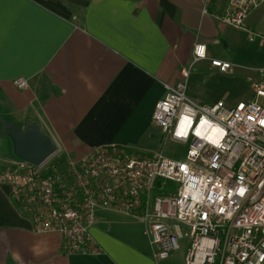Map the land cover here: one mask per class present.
<instances>
[{"label": "crops", "instance_id": "1", "mask_svg": "<svg viewBox=\"0 0 264 264\" xmlns=\"http://www.w3.org/2000/svg\"><path fill=\"white\" fill-rule=\"evenodd\" d=\"M228 2L0 0V166L21 160L1 135V118L20 128L39 125L60 145L62 160L112 145L153 152L162 135L152 118L166 84L186 83L200 103L223 100L201 99L193 79L196 65L227 75L212 59L233 64L243 100L251 59L264 66V3L247 30H238L215 18ZM196 44L206 45L207 59L194 61ZM18 78L28 87L18 88ZM89 232L95 251L67 253L59 233L34 231L12 187L0 184V264H186L188 240L156 260L141 219L114 208L99 210Z\"/></svg>", "mask_w": 264, "mask_h": 264}, {"label": "built area", "instance_id": "2", "mask_svg": "<svg viewBox=\"0 0 264 264\" xmlns=\"http://www.w3.org/2000/svg\"><path fill=\"white\" fill-rule=\"evenodd\" d=\"M263 3L229 0L215 18L247 30L246 20ZM194 55L195 62L207 59L206 45L196 44ZM211 64L221 72L234 67L219 59ZM253 73L254 98L234 104L200 103L186 83L165 85L152 124L164 144L188 145L183 159L112 145L60 162L54 142L55 155L41 166L24 160L0 166V184L12 187L34 231L59 233L67 253L95 251L89 229L96 213L114 208L141 219L156 260L186 239V264H264V66ZM15 85L28 82L18 78Z\"/></svg>", "mask_w": 264, "mask_h": 264}, {"label": "rangeland", "instance_id": "3", "mask_svg": "<svg viewBox=\"0 0 264 264\" xmlns=\"http://www.w3.org/2000/svg\"><path fill=\"white\" fill-rule=\"evenodd\" d=\"M251 61H252L251 66L247 67L250 71L248 69L247 70L250 76H255L253 71L254 69L262 67L261 61L256 62L254 58H252ZM232 72H234V67L228 72H225L227 73V75L226 74L221 75L218 73H213L211 70H204L199 65H196L195 68H193V79L196 76L197 78L195 79L200 80L198 82L199 84H196V88L201 90L202 93L201 99H204L206 101V100H215L221 98L228 103H231L233 101H238L239 99H241L239 97L241 89L240 87L236 86L237 82L230 77L231 76L230 73ZM194 83H196V81H194ZM247 88H248V95L245 96L243 100L249 101L254 98L253 89L251 87L250 82L247 85ZM187 148H188L187 144H180L174 141H169L166 144H164V141L162 139L154 143V147L152 150L153 152H151L150 155L156 152L163 151L164 154L169 158L183 159L185 157ZM168 187L175 188L176 184L173 182H169Z\"/></svg>", "mask_w": 264, "mask_h": 264}, {"label": "water", "instance_id": "4", "mask_svg": "<svg viewBox=\"0 0 264 264\" xmlns=\"http://www.w3.org/2000/svg\"><path fill=\"white\" fill-rule=\"evenodd\" d=\"M1 135L10 137L17 157L28 163L41 166L56 153L54 140L34 123L20 128L1 118Z\"/></svg>", "mask_w": 264, "mask_h": 264}, {"label": "snow or ice", "instance_id": "5", "mask_svg": "<svg viewBox=\"0 0 264 264\" xmlns=\"http://www.w3.org/2000/svg\"><path fill=\"white\" fill-rule=\"evenodd\" d=\"M198 51L203 54V49H199ZM262 123H264V121H262Z\"/></svg>", "mask_w": 264, "mask_h": 264}, {"label": "trees", "instance_id": "6", "mask_svg": "<svg viewBox=\"0 0 264 264\" xmlns=\"http://www.w3.org/2000/svg\"><path fill=\"white\" fill-rule=\"evenodd\" d=\"M63 161V160H60V162Z\"/></svg>", "mask_w": 264, "mask_h": 264}, {"label": "clouds", "instance_id": "7", "mask_svg": "<svg viewBox=\"0 0 264 264\" xmlns=\"http://www.w3.org/2000/svg\"><path fill=\"white\" fill-rule=\"evenodd\" d=\"M199 50V49H198Z\"/></svg>", "mask_w": 264, "mask_h": 264}]
</instances>
